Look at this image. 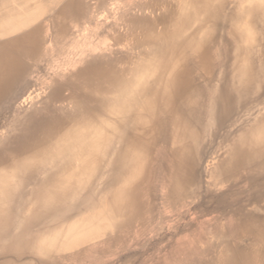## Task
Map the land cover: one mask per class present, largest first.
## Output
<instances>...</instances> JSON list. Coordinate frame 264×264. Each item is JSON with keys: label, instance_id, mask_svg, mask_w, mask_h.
I'll use <instances>...</instances> for the list:
<instances>
[{"label": "bare ground", "instance_id": "6f19581e", "mask_svg": "<svg viewBox=\"0 0 264 264\" xmlns=\"http://www.w3.org/2000/svg\"><path fill=\"white\" fill-rule=\"evenodd\" d=\"M82 6L0 0V105L27 70L16 51L40 45L44 12L67 19ZM122 21L112 52L62 76L0 136V258L53 264L79 250L72 260L83 261L99 235L110 248L146 221L155 183L171 207L190 196L211 136L227 153L212 177L230 184L212 195L216 212L254 233L250 263L264 264V217L227 205L264 198V0H146ZM175 254L163 264L189 260Z\"/></svg>", "mask_w": 264, "mask_h": 264}, {"label": "rangeland", "instance_id": "374dc122", "mask_svg": "<svg viewBox=\"0 0 264 264\" xmlns=\"http://www.w3.org/2000/svg\"><path fill=\"white\" fill-rule=\"evenodd\" d=\"M143 1L146 0H80L83 6L69 11L67 19L58 17L56 12L60 10L44 12L37 21L42 27L40 45L34 48L29 47L28 51L25 49V52L24 47L21 46L22 49L16 51L20 55V61H18L21 67L20 72L23 71L24 66L28 71L24 72L11 96L0 105V136L21 120L24 111L39 104V99L54 87L56 81L61 82L62 78L75 69L81 68L86 61H91V58L95 59L96 56L102 57L112 52L116 45L114 42L116 33L122 31L125 25V21H119L128 14L140 10ZM76 17L80 18L75 24ZM56 21L66 25L68 29L66 33H60L55 29ZM6 38L0 37V41ZM63 63L67 66L65 67ZM207 139L210 146L204 152L203 160L198 167L199 181L190 189L191 194L187 199L171 207L166 202L162 186L155 183L156 198L154 200L149 196L143 198V203L151 206L144 223L135 222L130 229L122 231L117 243L110 245L107 249L103 247V244L112 237L99 235L89 238L84 248L98 246L99 250L83 261L72 260L79 252L74 250L69 253L71 259L66 256L70 260L59 258L53 264H163L169 252L179 253L182 257L188 255L189 260H182L184 264H229L230 262H226L229 256L226 255H231L233 250L235 251L233 264H249L253 261L255 249L252 244L257 238L254 233H250L243 225L241 227V223H237L236 216L221 215L216 212L218 202L213 201L212 195L216 196L224 192L230 184L222 185L213 178V173L227 153L225 145L220 141L216 144L211 136ZM258 174L263 175L264 171ZM96 183L98 187H101L100 182ZM262 191L264 193V188ZM246 200L243 199L240 203L232 199L227 200L228 207H231L229 210L234 211L245 204L246 213L255 212L264 217V198L257 203ZM214 226H220V229L214 231L212 230ZM217 239L230 245L227 253L225 246H211L215 243L221 244L217 242ZM37 259L35 261L25 258L17 261L14 258H0V264H46L41 261V258Z\"/></svg>", "mask_w": 264, "mask_h": 264}]
</instances>
